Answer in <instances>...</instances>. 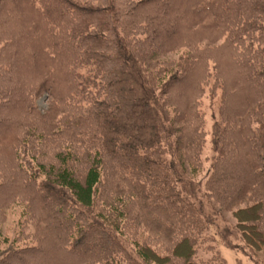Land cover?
I'll list each match as a JSON object with an SVG mask.
<instances>
[{"label": "trees", "instance_id": "1", "mask_svg": "<svg viewBox=\"0 0 264 264\" xmlns=\"http://www.w3.org/2000/svg\"><path fill=\"white\" fill-rule=\"evenodd\" d=\"M200 24L224 38L223 52L205 45L174 67L165 87L181 108L170 119L171 97L155 98L144 72L182 40H208ZM0 49L18 68L0 67V225L20 207L19 240L30 244L0 264H225L207 231L213 214L186 188L204 147L202 73L221 90L203 196L236 219L246 250L264 246V0H0ZM43 65L55 100L39 116L41 90L27 81ZM182 130L194 161L169 137ZM21 131L32 144L48 136L55 160L24 146ZM124 234L137 236L133 252Z\"/></svg>", "mask_w": 264, "mask_h": 264}, {"label": "rangeland", "instance_id": "2", "mask_svg": "<svg viewBox=\"0 0 264 264\" xmlns=\"http://www.w3.org/2000/svg\"><path fill=\"white\" fill-rule=\"evenodd\" d=\"M200 30L206 31L208 30L204 24L199 25ZM179 29L186 33L188 31L187 26H181ZM210 31L212 30V27H209ZM179 30V31H180ZM193 31V30H192ZM192 31L188 33H193ZM208 31H206V34ZM208 40L201 41L198 43H193L192 41H186V45H184L183 40L181 45H178L179 48L173 50V51H166L162 52L159 56L157 57H150L152 61H150V66L147 67V71L144 72L145 75H147L148 79L153 83V85H156L155 89H160L159 92H155L154 95H156L155 98L159 100H168L171 107H166L168 111V116L170 119L172 117L176 116V112H179V109L181 108L180 104V98H178V101L175 100L177 99L176 96L173 97L174 94L178 95V91H175L172 87L167 89L166 84L170 81L169 80V75L174 71V67H178V64L181 65L183 64L182 61L185 59L188 60L186 65L188 66L190 62L197 57L198 51H200L201 48H203L205 45L208 47H211L212 49L218 51L217 53L222 54V46L224 45V38H217V34H213V31L211 33L207 34ZM144 38V37H142ZM200 38H197L196 40H199ZM193 43V44H192ZM4 45V44H3ZM176 46V45H175ZM196 46H198L196 48ZM177 47V46H176ZM224 48V47H223ZM148 50V49H147ZM27 51L24 48L22 49V52ZM2 50L0 49V54ZM37 56L33 55L30 58L32 60L36 59ZM210 58L211 61H208L206 63V67L209 68L208 73L213 71V60ZM153 60L161 61V63H155L156 66L153 64ZM190 61V62H189ZM40 63H43L41 61ZM185 64V62H184ZM204 66V67H205ZM0 67L6 68L8 67L9 71L11 70L10 74L12 71H15L18 69L15 65H10L7 61V59H3L0 56ZM41 67V66H40ZM15 69V70H14ZM160 71V73H159ZM36 72V71H35ZM159 73V76L157 75ZM39 80H35L34 78L28 76V81L29 86L32 85L33 87L39 90L40 96L37 97L36 102H35V107L37 112L41 115H44L46 111H48V108L50 106V101L54 102V98H51L50 96V90L48 87L53 86L52 85V77L54 78L55 75L53 74V71L44 65L39 68V73H38ZM210 75V76H209ZM23 76V75H22ZM25 77V75L23 76ZM200 80L202 81L201 84L204 86L203 92L200 94V100L198 101L197 105H200L198 109L200 113H202L204 121H205V126H204V131H205V137H204V147L201 151L200 154V163L197 162L198 165L197 168L191 169L190 167L188 168L189 171H199L196 175L188 174V183H187V189L191 192L188 194L190 197L193 198V201L196 202V205L200 206V209L202 212L205 214V216H210V214H213V218L209 217L211 220V224L208 227L207 231L210 233V235L213 236L214 239V245L216 248L219 250L220 254L224 257L225 259V264H264V246L261 247V249L255 250V255L249 252L247 247L244 245L243 239L240 238L241 236L239 235V232L235 228L237 222L236 219L231 216L229 211H225L219 207H212L211 203L205 199L203 196L204 193V182L207 179L208 172L212 168V164L214 163L213 160H215V156L217 154V148L216 145L213 144V138H212V133H211V127L214 122H216L219 117H220V95H221V90L216 88L214 92H211V86L214 84L215 79L213 77V74H203L200 76ZM40 82H47L46 86L45 85H40ZM56 82H58V79L56 77ZM60 86L57 87H62L65 84H59ZM153 86V87H154ZM164 88L169 92L164 93ZM176 90L178 88H175ZM163 90V91H162ZM65 92L62 94V99H67L70 106H73L72 99L70 97L69 93ZM64 95V96H63ZM182 103V102H181ZM179 104V106H178ZM156 106V105H155ZM197 110V111H198ZM158 111V110H157ZM160 112V111H159ZM25 119L26 117L23 116ZM24 119V120H25ZM29 121V120H28ZM26 121V122H28ZM32 121V120H31ZM28 127H24L27 131L32 130L31 127H29L30 122L27 123ZM175 125V124H174ZM179 125H176L177 127ZM24 131V130H23ZM21 131L20 135H17V139H23L24 146L28 145L34 147L37 152L45 153L47 155L46 157L52 158L54 156L55 160V155L53 154V149L51 147V144L53 143L48 136H45L43 140H40L39 143L35 142L34 144L27 142L30 138H32L33 133H29V135L26 136V134ZM172 136V137H171ZM171 136V140L177 139L178 141V150L180 151L179 153L181 156L185 155L186 153L190 155L191 161H194L192 159L193 157V152L192 150L187 149L188 147L185 146L183 143L187 141V136L184 134V131L182 130L181 132L176 131L173 133ZM174 137V138H173ZM59 141L58 139H56ZM183 140V141H182ZM23 144V143H22ZM32 144V145H31ZM171 147L174 146V144L171 142ZM169 149V148H168ZM29 150V149H28ZM186 157V155H185ZM188 159H186L185 162L191 163ZM200 164V165H199ZM62 166V165H61ZM200 166V167H198ZM65 167V166H64ZM84 175V172L82 171H74V175ZM81 178V177H79ZM219 210H218V209ZM216 209V210H215ZM22 209L18 206H13L9 208L5 214V220L1 222L2 224L0 225V256L2 253L7 252L11 249L14 248H20L23 247L29 242L27 240H19L20 238V227H21V222H22ZM152 233V237H155L157 240V234L155 232H150ZM134 238H137L136 235L133 234H124L119 237L124 245L128 248L129 251L133 252L134 251V242L132 243V240ZM30 245V244H29ZM163 246L167 247L166 244H163ZM153 247H155V244L153 243ZM201 256H203L205 259H209V253H201Z\"/></svg>", "mask_w": 264, "mask_h": 264}]
</instances>
